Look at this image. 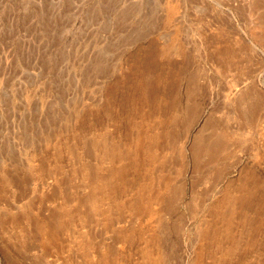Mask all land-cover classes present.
I'll return each mask as SVG.
<instances>
[{
  "label": "rangeland",
  "instance_id": "obj_1",
  "mask_svg": "<svg viewBox=\"0 0 264 264\" xmlns=\"http://www.w3.org/2000/svg\"><path fill=\"white\" fill-rule=\"evenodd\" d=\"M0 264H264V0H0Z\"/></svg>",
  "mask_w": 264,
  "mask_h": 264
}]
</instances>
